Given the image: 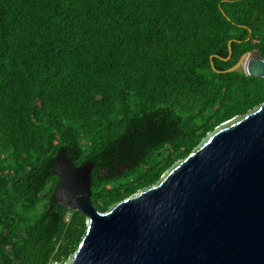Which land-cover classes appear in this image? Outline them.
I'll use <instances>...</instances> for the list:
<instances>
[{"label": "trees", "instance_id": "1", "mask_svg": "<svg viewBox=\"0 0 264 264\" xmlns=\"http://www.w3.org/2000/svg\"><path fill=\"white\" fill-rule=\"evenodd\" d=\"M256 49L264 0H0V264L79 248L88 221L55 201L59 151L94 165L108 211L264 102V79L212 67Z\"/></svg>", "mask_w": 264, "mask_h": 264}, {"label": "water", "instance_id": "2", "mask_svg": "<svg viewBox=\"0 0 264 264\" xmlns=\"http://www.w3.org/2000/svg\"><path fill=\"white\" fill-rule=\"evenodd\" d=\"M232 55V46H229ZM264 79L256 49L232 68ZM93 164L75 166L64 150L55 201L88 221L64 264H264V102L222 123L154 186L106 212L92 201Z\"/></svg>", "mask_w": 264, "mask_h": 264}, {"label": "built area", "instance_id": "3", "mask_svg": "<svg viewBox=\"0 0 264 264\" xmlns=\"http://www.w3.org/2000/svg\"><path fill=\"white\" fill-rule=\"evenodd\" d=\"M67 220H68V218H67ZM50 264H61V263L58 261H52Z\"/></svg>", "mask_w": 264, "mask_h": 264}]
</instances>
